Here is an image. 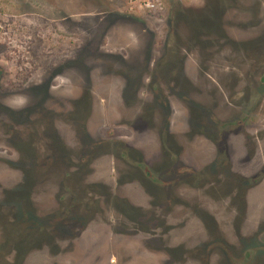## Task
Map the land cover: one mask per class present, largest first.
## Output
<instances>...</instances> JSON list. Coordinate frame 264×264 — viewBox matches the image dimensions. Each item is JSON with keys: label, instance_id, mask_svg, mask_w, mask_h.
Wrapping results in <instances>:
<instances>
[{"label": "flooded vegetation", "instance_id": "flooded-vegetation-1", "mask_svg": "<svg viewBox=\"0 0 264 264\" xmlns=\"http://www.w3.org/2000/svg\"><path fill=\"white\" fill-rule=\"evenodd\" d=\"M229 1L231 5L208 0L201 8L182 10L180 18L185 13L206 15L195 32L178 30L181 58H166L165 69L157 74L153 69L148 91L133 83L137 88L119 96L135 112L132 127L141 138L134 142H161L162 155L152 143L93 138L86 133L89 98L67 96L72 110L63 115L47 106L46 93L38 106H47L43 118L50 142L39 158L34 142L16 128L43 112L0 106V123H10L0 146L15 152L0 154V169L16 173L13 182L5 177L4 183L0 176V264H38L51 258L63 264L65 254L75 256L83 244L84 258L90 259L92 240L100 243L97 256L103 264L107 233L133 241L147 253L163 254L165 264H264V256L257 253L264 218L257 227L253 210L256 196L264 199V0L253 4L261 8L259 24L256 16L247 21L228 8L249 5ZM230 24L247 31L234 33ZM189 51L196 54L195 62L184 59ZM210 103L219 106L216 114L210 112V107L215 109ZM81 104L87 109L82 111ZM59 118H67L74 130L83 129L84 141L68 142ZM183 142H213L215 149L204 157L199 143L198 155L190 156ZM115 157L124 164L116 182L98 178L95 163H110ZM159 177H173V188L162 190ZM48 185L55 206L45 211L38 200ZM133 189L143 202L132 198ZM124 203L152 218L124 217L117 207ZM178 230L195 231V236L170 242ZM215 252L222 257L214 260Z\"/></svg>", "mask_w": 264, "mask_h": 264}, {"label": "rangeland", "instance_id": "rangeland-1", "mask_svg": "<svg viewBox=\"0 0 264 264\" xmlns=\"http://www.w3.org/2000/svg\"><path fill=\"white\" fill-rule=\"evenodd\" d=\"M206 1L208 0H166L163 11L151 12L143 8L131 10L127 0H0V106L15 109L37 107L34 109L37 110L36 113L43 112L41 115L33 113L30 121L22 122L16 128L22 136L34 142L39 158H43L48 152L46 142H50L45 135L47 124L43 116L47 115L44 113L47 110L44 108L48 106L59 114H68L66 112L72 110L67 98L69 95L90 99L87 104L89 109L85 111L88 112L86 133L89 132L93 138H119L138 145L151 144L152 142H134L141 138L132 127L135 112L133 108L125 106L119 96L121 92L137 88L133 83H142V89L148 91L153 69L157 74L165 69L162 66L164 60L181 58L178 30L180 33L195 32L206 14L198 16L195 13H185L180 18V12L189 10L190 7L201 8ZM238 1L249 6H230L229 11H239L247 21L251 16H256L258 20L261 8L258 3L253 6L256 0ZM226 2L232 4L229 0ZM257 20L255 23L259 24ZM256 24L251 26L260 27ZM229 28L234 33L247 31L239 30L232 24ZM183 57L189 63L195 62L197 58L190 51ZM185 69L189 70L190 67ZM206 86L210 91L209 83ZM46 93L50 97L46 101L48 105L39 107L40 99ZM210 105L215 106V109L210 107V112L216 114L219 106ZM86 107L84 104L80 105L82 111ZM3 118L4 114L0 113V121ZM209 118L211 120L213 115L210 114ZM57 122L68 142L78 145L84 141L85 132L79 126L74 130L67 118H59ZM8 129L10 123L7 120L0 123V143L6 140L3 132ZM142 136L149 138L147 134ZM199 143L202 144L204 157L213 154V142H183L185 154L198 155L196 149ZM238 144L236 142L237 154L240 148ZM152 145L158 155L163 154L160 150L161 142H153ZM262 151L264 152V147ZM0 154L12 156L15 152L0 146ZM200 164L201 160H198L196 165ZM238 165L237 163L236 168ZM122 167L124 164L117 157L110 163H95L97 177L106 178L111 183L116 182ZM49 174L50 180L57 178L55 173ZM0 176L4 183L5 177L12 182L16 180V173L13 171L9 173L0 169ZM157 181L162 190L173 188V177H159ZM50 187L48 185L39 194L38 203L45 211L55 206L52 195H49ZM130 193L136 202L144 201L134 189ZM255 201L253 210L257 214L256 225L263 229L257 243V253L264 256V225L258 223L264 218V206L260 207L264 199L260 200L256 196ZM205 202L208 205L209 201L205 199ZM187 234L178 230L173 235V240L169 241L190 240L194 238L195 231L189 236ZM93 241L88 242L92 243L90 250L93 255L90 259L84 258L83 244L80 248L77 247L75 256L65 254L64 258L61 257L63 264H99L97 254L101 250L100 243ZM102 244L101 254H105L103 264H165L163 254L147 253L141 247L138 248L137 243L121 237L112 238L110 233H107ZM214 256V260L222 257L219 252H215ZM57 261L55 258L44 259L38 264H56Z\"/></svg>", "mask_w": 264, "mask_h": 264}, {"label": "built area", "instance_id": "built-area-1", "mask_svg": "<svg viewBox=\"0 0 264 264\" xmlns=\"http://www.w3.org/2000/svg\"><path fill=\"white\" fill-rule=\"evenodd\" d=\"M131 10L143 8L151 12H160L166 8V0H127Z\"/></svg>", "mask_w": 264, "mask_h": 264}, {"label": "trees", "instance_id": "trees-1", "mask_svg": "<svg viewBox=\"0 0 264 264\" xmlns=\"http://www.w3.org/2000/svg\"><path fill=\"white\" fill-rule=\"evenodd\" d=\"M139 84V83H138ZM118 207V210L120 213H122V215L126 218H129V219H133V218H136V219H151V213H145L143 212V210H140V209H133L131 206L127 205L124 203V205H119L117 206ZM7 235V233H5Z\"/></svg>", "mask_w": 264, "mask_h": 264}]
</instances>
